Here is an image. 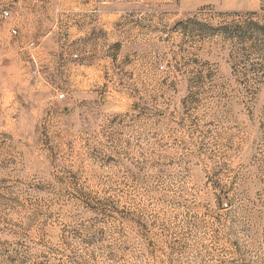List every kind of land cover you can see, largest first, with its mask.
<instances>
[{"label":"rangeland","instance_id":"1","mask_svg":"<svg viewBox=\"0 0 264 264\" xmlns=\"http://www.w3.org/2000/svg\"><path fill=\"white\" fill-rule=\"evenodd\" d=\"M0 60V264H264V0H0Z\"/></svg>","mask_w":264,"mask_h":264},{"label":"built area","instance_id":"2","mask_svg":"<svg viewBox=\"0 0 264 264\" xmlns=\"http://www.w3.org/2000/svg\"><path fill=\"white\" fill-rule=\"evenodd\" d=\"M2 16H3V18L6 19V20L12 18V10H11V8H10L9 6H6V7H4V8L2 9ZM11 33H12V35L15 36V35L18 34V31H17V29L13 28V29L11 30ZM30 46H31V47H34V46H35V43L30 44ZM0 62H1V60H0ZM64 97H65L64 94H61V95H60V98H61V99H63Z\"/></svg>","mask_w":264,"mask_h":264},{"label":"trees","instance_id":"3","mask_svg":"<svg viewBox=\"0 0 264 264\" xmlns=\"http://www.w3.org/2000/svg\"><path fill=\"white\" fill-rule=\"evenodd\" d=\"M254 14H256V13H251V15H254Z\"/></svg>","mask_w":264,"mask_h":264}]
</instances>
